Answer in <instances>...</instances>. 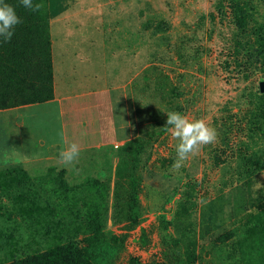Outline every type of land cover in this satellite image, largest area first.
Instances as JSON below:
<instances>
[{
	"label": "trees",
	"instance_id": "obj_1",
	"mask_svg": "<svg viewBox=\"0 0 264 264\" xmlns=\"http://www.w3.org/2000/svg\"><path fill=\"white\" fill-rule=\"evenodd\" d=\"M6 2L15 8L22 23L15 27L10 41L0 38V110L50 101L54 94L48 5L52 2L34 0L43 5L38 12L25 9L20 0ZM209 21L212 27H222L218 33L231 67L240 70L244 78L256 69L264 76V0H214ZM160 27L167 28L164 22ZM148 30L146 24L133 37L139 41L134 53L151 47L149 60L154 64L139 76L141 92L153 95L149 96L154 102L152 109L147 112L150 126L121 146L114 165L98 150L103 160L100 167L91 173L81 171L79 178L61 165L29 171L19 166L0 169V264H97L102 247L119 250L137 228L140 247L149 246L153 228L140 227L145 216L142 172L152 161L155 147L167 136L166 112L184 114L187 108L184 99L179 101L184 94L180 86L160 71L159 64L172 63V53L183 66L199 65L204 50L190 44L196 36H179L172 43L168 36L155 39L156 32L151 30L150 35ZM178 79L183 80L184 75L179 74ZM253 96L241 122L224 108L222 115L212 117L209 123L217 132V145L204 146L202 181L207 171L220 169L219 194L264 170V94ZM94 150L80 155H97ZM165 161L171 163L173 158L163 159L161 164ZM97 163L94 159L88 162ZM190 184H185L182 198L176 202L172 222L159 216L163 250L156 264L199 263L190 220L196 206L192 196L196 183ZM164 201L168 203L169 198ZM108 218L112 226L123 230L121 234L110 233ZM169 227L180 231L188 242L174 239L167 232ZM201 252L205 264H264V207L237 219L233 228L220 233ZM127 264L141 263L130 257Z\"/></svg>",
	"mask_w": 264,
	"mask_h": 264
},
{
	"label": "rangeland",
	"instance_id": "obj_2",
	"mask_svg": "<svg viewBox=\"0 0 264 264\" xmlns=\"http://www.w3.org/2000/svg\"><path fill=\"white\" fill-rule=\"evenodd\" d=\"M51 2L49 30L57 87L61 86L64 91L124 87L132 140L140 135L142 129L150 126L147 112L154 103L149 97L153 96L150 91L141 92L139 77L143 70L154 64L149 60L151 47L134 53L139 41L133 33L145 28L146 24H149L148 34L152 35L151 30L156 32L155 39L168 36L175 43L179 36H196L190 44L204 50L199 58L201 69L198 64L183 66L172 53H169L172 63L159 64L160 71L183 91L179 101L184 99L187 102L184 115L189 119H204L209 124L212 117L222 115L224 108H228L241 122L246 118L253 95L260 94L259 84H264L262 73L256 69L244 78L240 70H234L222 48L218 33L222 27L218 24L212 27V23H208L214 0H48ZM48 6L50 8V4ZM161 21L166 30L160 27ZM179 74L184 75L183 80L179 81ZM0 124L5 126L1 119ZM175 144L168 132L164 142L155 147L152 161L142 172L141 202L145 216L140 227L147 231L153 228L149 246L145 249L140 247V229L137 228L119 250L106 245L102 247L97 254V264H127L130 257L139 258L141 264L160 262L163 242L159 239L162 232L158 234V219L164 216L166 222H172L176 202L182 198L185 184L196 183L192 190L196 206L190 220L193 221L196 246L200 252L197 264H205L206 259L201 252L204 246L220 233L233 228L237 219L264 207V170L219 194L220 169L207 171V178L202 181L206 164L204 147L190 157L179 172L171 170L176 157L175 151L172 152ZM214 145H217L216 141ZM121 149L120 145L100 147L93 151L97 155H80L74 167L59 165L73 171L79 178L81 171L91 173L100 167L103 162L100 152L114 165ZM171 157V163L165 161L161 164L163 159ZM93 159L98 163L89 165ZM166 198L169 201L164 204ZM107 228L115 235L123 232L120 227L111 225L110 218ZM167 232L174 239L188 242L174 227H169Z\"/></svg>",
	"mask_w": 264,
	"mask_h": 264
},
{
	"label": "crops",
	"instance_id": "obj_3",
	"mask_svg": "<svg viewBox=\"0 0 264 264\" xmlns=\"http://www.w3.org/2000/svg\"><path fill=\"white\" fill-rule=\"evenodd\" d=\"M49 16L51 20V4ZM124 89L64 91L56 85L53 65L52 100L0 110L5 124H0V169L19 166L29 171L59 165L58 153L68 142L78 143L82 152L130 141Z\"/></svg>",
	"mask_w": 264,
	"mask_h": 264
},
{
	"label": "clouds",
	"instance_id": "obj_4",
	"mask_svg": "<svg viewBox=\"0 0 264 264\" xmlns=\"http://www.w3.org/2000/svg\"><path fill=\"white\" fill-rule=\"evenodd\" d=\"M20 5L32 12H38L43 7L41 3H34V0H20ZM20 23L22 21L15 8L6 0H0V38L5 42L10 41L15 27ZM166 116L167 131L176 141V157L171 170L179 172L190 157L195 156L204 146L216 141L217 132L204 119H189L177 111H168ZM80 154V145L68 142L61 147L58 159L62 166L74 167L79 162Z\"/></svg>",
	"mask_w": 264,
	"mask_h": 264
},
{
	"label": "water",
	"instance_id": "obj_5",
	"mask_svg": "<svg viewBox=\"0 0 264 264\" xmlns=\"http://www.w3.org/2000/svg\"><path fill=\"white\" fill-rule=\"evenodd\" d=\"M259 88L260 94H264V84L262 82L259 84Z\"/></svg>",
	"mask_w": 264,
	"mask_h": 264
}]
</instances>
